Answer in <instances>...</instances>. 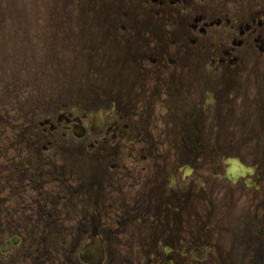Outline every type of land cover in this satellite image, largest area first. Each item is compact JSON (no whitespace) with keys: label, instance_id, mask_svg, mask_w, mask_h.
<instances>
[{"label":"flooded vegetation","instance_id":"1","mask_svg":"<svg viewBox=\"0 0 264 264\" xmlns=\"http://www.w3.org/2000/svg\"><path fill=\"white\" fill-rule=\"evenodd\" d=\"M86 5L0 83V264H264V0Z\"/></svg>","mask_w":264,"mask_h":264},{"label":"rangeland","instance_id":"2","mask_svg":"<svg viewBox=\"0 0 264 264\" xmlns=\"http://www.w3.org/2000/svg\"><path fill=\"white\" fill-rule=\"evenodd\" d=\"M96 1L109 0H0V83L25 81L29 70L36 73L38 67L54 72L48 62L64 66L74 46L65 37L68 31L61 35L59 26L69 20L71 11L82 16L84 7L89 6L86 3ZM69 3L82 5L64 8ZM1 87L0 95L6 98Z\"/></svg>","mask_w":264,"mask_h":264}]
</instances>
